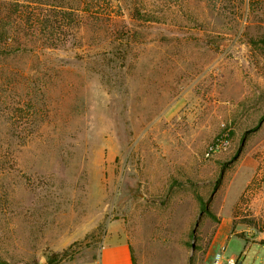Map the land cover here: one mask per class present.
Listing matches in <instances>:
<instances>
[{
	"label": "rangeland",
	"instance_id": "obj_1",
	"mask_svg": "<svg viewBox=\"0 0 264 264\" xmlns=\"http://www.w3.org/2000/svg\"><path fill=\"white\" fill-rule=\"evenodd\" d=\"M263 9L0 0V264H264Z\"/></svg>",
	"mask_w": 264,
	"mask_h": 264
},
{
	"label": "crops",
	"instance_id": "obj_2",
	"mask_svg": "<svg viewBox=\"0 0 264 264\" xmlns=\"http://www.w3.org/2000/svg\"><path fill=\"white\" fill-rule=\"evenodd\" d=\"M136 247L126 235L107 233L94 264H134L132 254Z\"/></svg>",
	"mask_w": 264,
	"mask_h": 264
},
{
	"label": "built area",
	"instance_id": "obj_3",
	"mask_svg": "<svg viewBox=\"0 0 264 264\" xmlns=\"http://www.w3.org/2000/svg\"><path fill=\"white\" fill-rule=\"evenodd\" d=\"M229 144L226 137L221 138L217 142L213 143L209 147V151L211 153H217L218 151L224 149ZM211 264H241L240 260L234 256H230L228 258L225 257V252H220L215 254L214 259Z\"/></svg>",
	"mask_w": 264,
	"mask_h": 264
},
{
	"label": "trees",
	"instance_id": "obj_4",
	"mask_svg": "<svg viewBox=\"0 0 264 264\" xmlns=\"http://www.w3.org/2000/svg\"><path fill=\"white\" fill-rule=\"evenodd\" d=\"M264 4V0H250V5L252 8L256 7V8H259L260 5H263ZM264 10V9H263ZM259 43H261L262 45H264V37L262 39L259 40ZM203 209H205L204 205L202 206ZM66 253L67 251L63 252V253H60V254H55L53 257H52V261L54 263H60L63 259H66ZM132 258H133V263L136 264V261H135V257L134 255L132 254Z\"/></svg>",
	"mask_w": 264,
	"mask_h": 264
},
{
	"label": "water",
	"instance_id": "obj_5",
	"mask_svg": "<svg viewBox=\"0 0 264 264\" xmlns=\"http://www.w3.org/2000/svg\"><path fill=\"white\" fill-rule=\"evenodd\" d=\"M202 215V212L200 213V216ZM196 233V229L194 230V234ZM193 249H194V244H193ZM43 264H47L46 262H43Z\"/></svg>",
	"mask_w": 264,
	"mask_h": 264
},
{
	"label": "bare ground",
	"instance_id": "obj_6",
	"mask_svg": "<svg viewBox=\"0 0 264 264\" xmlns=\"http://www.w3.org/2000/svg\"><path fill=\"white\" fill-rule=\"evenodd\" d=\"M157 262H158V261H157ZM157 262H156V263H157ZM158 264H159V263H158Z\"/></svg>",
	"mask_w": 264,
	"mask_h": 264
}]
</instances>
